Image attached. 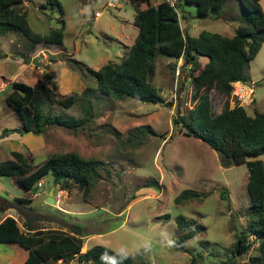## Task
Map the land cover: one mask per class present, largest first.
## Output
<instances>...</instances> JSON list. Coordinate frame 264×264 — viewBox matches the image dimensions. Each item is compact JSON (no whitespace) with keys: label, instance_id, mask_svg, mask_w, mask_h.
Listing matches in <instances>:
<instances>
[{"label":"rangeland","instance_id":"374dc122","mask_svg":"<svg viewBox=\"0 0 264 264\" xmlns=\"http://www.w3.org/2000/svg\"><path fill=\"white\" fill-rule=\"evenodd\" d=\"M57 1L61 11L46 0H22L21 7L26 12L28 26L41 35L63 23L61 45H31L17 31L0 34V160H12L10 152L18 148L30 165L41 163L52 153L67 151L95 159L100 164L96 180L86 193L72 184L68 190L59 189L57 203L53 205L41 204L53 185L49 172L39 176L26 190L17 185L11 175L0 174V196L6 199L29 197L31 200V206L24 213L15 211L17 220L21 223L22 217L28 218L34 227L43 228L40 233L44 236L68 232L63 226L79 225L81 253L91 246L101 245L136 260L141 256L144 264H189L192 255L197 264H261L258 239L250 234L248 226L255 217L248 214L246 167L243 163L221 166L214 150L199 139L184 135L173 124L174 117L186 113L194 104L191 76L196 71L182 67V59L174 61L156 55L151 83L162 103L103 95L90 75L77 71L81 90L90 87V92L85 96L81 90L58 94V78L55 77L60 68L66 67L63 76L70 84L76 81L69 59L80 61L93 70L108 61L119 62L133 42L137 29L132 24L136 10L130 0ZM258 2L264 9V0ZM237 3L226 0L219 13L201 18L196 16L192 5L182 3L179 8L181 29L192 36L204 30L230 37L239 25ZM144 7L145 3L139 4V9ZM95 10L100 12L98 16L94 15ZM183 14L187 17L185 22ZM34 56L41 65L34 66L30 62ZM197 61L202 67L206 58L200 56ZM176 66L183 73L174 77ZM247 75L251 88L241 83L233 84L227 97L213 89L206 91L214 114L225 104L229 107L241 105L248 115L264 108V39L248 62ZM51 76L52 81L46 80ZM38 79L53 90L57 100L68 95L74 97V102L64 108L40 96L36 98L40 110L63 118H85L84 126L68 129L47 125L41 134L13 132L1 137L2 128L21 125L18 114L3 100L10 83L20 81L33 85ZM139 126H146L145 130L150 128L151 132L135 137V129ZM40 135L44 146L33 151L24 150V145L17 140V136L40 140ZM257 158L264 161V154ZM39 180L43 183L37 187ZM57 189L54 188L53 195ZM182 190L193 191L198 197L177 204L175 198ZM177 215L193 220V225L199 229L185 241L190 252L178 251L172 246L182 232L175 224ZM241 235L248 240L249 247L235 252L233 245ZM7 252L0 249V264L7 259ZM47 264L79 263L72 258Z\"/></svg>","mask_w":264,"mask_h":264},{"label":"trees","instance_id":"16d2710c","mask_svg":"<svg viewBox=\"0 0 264 264\" xmlns=\"http://www.w3.org/2000/svg\"><path fill=\"white\" fill-rule=\"evenodd\" d=\"M135 7L132 24L137 32L133 42L127 47L125 56L119 62L108 61L98 69L93 70L84 63L69 59L68 64L79 74H88L95 80V86L101 94L116 99L130 97L142 102L162 103L156 87L151 79L155 72L154 58L163 55L176 61L179 57L183 63L190 64L193 91L191 99L193 106L186 113H180L173 118V124L179 127L184 135L192 136L207 144L212 150L220 153V164L223 167L243 163L247 169L245 189L249 197L248 214L255 217L249 223V232L258 239L257 251L260 263H264V161L257 158L264 154V108L248 115L241 105L229 107L225 104L218 113L211 111L207 90H214L227 97L232 90V83L249 81L247 75L248 62L253 59L264 39V9L259 0H236L240 7L238 13L239 25L230 37L215 32L200 31L196 36L184 33L180 27L176 12L165 2L151 4L149 0H130ZM226 0H180L192 5L197 17H205L210 13L220 12ZM145 7L139 9L140 3ZM51 6L61 7L57 0H46ZM22 0H0V34L17 31L31 45L36 43L62 44L63 23L59 28L51 29L47 34H39L31 30L26 21V12L21 7ZM183 9V8H182ZM185 15L183 14L182 17ZM205 57L206 61L200 67L197 58ZM203 92L199 93V90ZM85 87L81 93L85 96L90 92ZM61 104L64 108L74 102L73 95L55 99L53 90L41 80L33 85L20 81H12L10 90L5 94V104L14 110L20 119V127L2 128L1 137L9 133L18 134L30 132L42 133L47 125L75 128L84 126V119L63 118L59 115L43 113L36 98ZM146 126L137 127L134 133L143 136ZM12 160H0V174L11 175L23 189H29L38 177L49 172L54 187L68 190L73 184L83 194L87 192L96 180V169L99 161L82 158L73 151L52 153L41 163L32 164L20 152L11 151ZM253 157V159H246ZM198 194L190 190H182L175 198L181 200L197 198ZM30 199L12 197L6 199L0 196V212L13 209L17 214L28 209ZM28 207V208H27ZM32 208V207H30ZM55 210V209H54ZM61 214L63 211L55 210ZM167 217V215H165ZM176 226L182 231L178 234L173 248L178 251L190 252L185 241L190 239L198 228L193 220L182 215L175 217ZM25 229H37L24 218ZM68 232H54L43 236L39 232L27 233L11 216H5L0 221V243H15L27 250V256L21 264H47L62 262L75 258L79 264H144L143 260L113 251L101 245H94L82 253L80 250L81 227L77 224L63 226ZM249 242L244 236H238L233 245L235 252L245 251ZM189 264H197L195 256L190 257ZM228 264V263H221Z\"/></svg>","mask_w":264,"mask_h":264},{"label":"crops","instance_id":"0c3cea01","mask_svg":"<svg viewBox=\"0 0 264 264\" xmlns=\"http://www.w3.org/2000/svg\"><path fill=\"white\" fill-rule=\"evenodd\" d=\"M184 20V22L185 21H187L186 19H187V17H182ZM182 25L180 24V27H181ZM182 28V27H181ZM188 35H190V34H188ZM197 35V34H196ZM195 35V36H196ZM190 36H192V35H190ZM65 66H66V64H65ZM66 67H62V68H60V70H59V72H58V74H57V77H55V79H57V83H56V92L58 93V94H60V93H65L66 91H69V92H71V91H75V92H79L81 89H82V82L78 79V73H76V71H73L74 72V78H75V84L73 85V83L72 84H70L69 82H68V80L67 79H65V77L63 76L64 74H66ZM47 73H48V71H47ZM46 73V74H47ZM48 75V74H47ZM59 76V77H58ZM93 78V77H92ZM38 80H40V79H38ZM46 80H48V81H52L53 80V78H52V76L51 77H47V79ZM94 80V79H93ZM41 81H42V79H41ZM95 81V80H94ZM239 82H233L232 83V85L233 84H238ZM71 89H73V90H71ZM82 91V90H81ZM251 93V92H250ZM250 95H252V93L250 94ZM26 133H30V132H26ZM41 134V133H40ZM7 136V135H6ZM30 139V138H29ZM17 140H18V142L19 143H22V145H24V150L26 149V150H29V151H33V150H35V149H39V148H41L42 146H44V139H42V135H40V140L39 139H30V140H27V139H23V138H21V137H18L17 136ZM34 141L35 142H37L38 143V145H36V143H34ZM32 146H34V147H32ZM20 149H18L17 148V150H12V151H19ZM21 151V150H20ZM16 182V181H15ZM17 184V183H16ZM18 185V184H17ZM37 193H34L33 195H36ZM46 194L47 193H45V195H44V197L46 196ZM27 199H30L29 197L27 198ZM31 201V200H30ZM43 203H44V199H42L41 200V204L43 205ZM31 205V204H30ZM66 213V212H65ZM14 215H17L16 213H15V210H13V209H7V210H4V211H2V212H0V221L5 217V216H11V217H13L15 220H16V222H17V224H18V226L23 230V231H25V232H27V233H29V234H31V233H36V232H41V230H43V228H37V229H31V230H28V229H25L24 227H23V225H22V221L24 220V217H22L21 218V223L17 220V218H16V216H14ZM41 235H42V233H40ZM44 236V235H43ZM1 245L3 244L4 246H2V247H0V249L2 248V250L3 251H8L7 252V254H8V257H7V259L6 260H4V263L3 264H10L11 262H13L14 264H21L24 260H25V258H26V256H27V250H25L24 248H22V247H20L19 245H17V244H15V243H0ZM10 253V254H9ZM58 261V260H57Z\"/></svg>","mask_w":264,"mask_h":264},{"label":"built area","instance_id":"2783aa9c","mask_svg":"<svg viewBox=\"0 0 264 264\" xmlns=\"http://www.w3.org/2000/svg\"><path fill=\"white\" fill-rule=\"evenodd\" d=\"M151 4L155 5V4H158L160 2H165L167 3L175 12H176V15H177V19L178 21H180V15H179V10H178V3L180 0H149ZM100 13L99 12H95L94 15L98 16ZM182 59L181 57H179L177 60H180ZM174 60V59H173ZM182 67L186 68V69H189L190 68V64H185L182 63L181 64ZM183 72H180L178 70V66L175 67V70H174V77H176L178 74H182ZM43 181L42 180H39L37 183H36V186L39 187L42 185ZM59 192L60 190L57 189L56 190V193L53 195V199H54V202L57 203V199L59 197Z\"/></svg>","mask_w":264,"mask_h":264},{"label":"water","instance_id":"95a60500","mask_svg":"<svg viewBox=\"0 0 264 264\" xmlns=\"http://www.w3.org/2000/svg\"><path fill=\"white\" fill-rule=\"evenodd\" d=\"M30 62L34 65V66H39L41 65V63H39L37 60H36V57H32ZM239 83L241 84H245L247 87H252V84L248 81H239ZM219 159H220V153L219 152H216ZM53 190H54V184L49 188L45 198H44V203L47 204V205H53L54 204V199H53Z\"/></svg>","mask_w":264,"mask_h":264},{"label":"clouds","instance_id":"9594fccd","mask_svg":"<svg viewBox=\"0 0 264 264\" xmlns=\"http://www.w3.org/2000/svg\"><path fill=\"white\" fill-rule=\"evenodd\" d=\"M95 12H99V11L95 10ZM95 12H94V13H95ZM99 13H100V12H99ZM182 60H183V59H182ZM238 82H239V81H238ZM36 183H37V182H36ZM54 188H55V187H54ZM54 203H55V202H54Z\"/></svg>","mask_w":264,"mask_h":264}]
</instances>
